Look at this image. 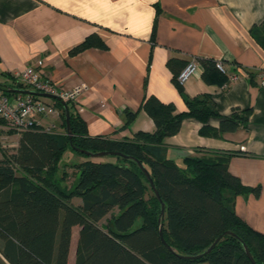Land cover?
Instances as JSON below:
<instances>
[{"label":"trees","instance_id":"trees-1","mask_svg":"<svg viewBox=\"0 0 264 264\" xmlns=\"http://www.w3.org/2000/svg\"><path fill=\"white\" fill-rule=\"evenodd\" d=\"M251 35L264 48V22L254 27ZM90 48L105 49L106 45L91 35L72 53ZM216 63H202L203 79L222 85L227 74L218 70ZM187 64L176 59L168 62L186 111L178 113L174 104L154 96H146L141 104L140 110L155 123L153 133L138 132L124 140L92 137L85 121L68 103L73 146L90 153L113 152L143 164L165 204L161 223V204L137 162L114 155L117 162L103 163L76 152L70 146L62 104L34 97L59 111L63 132L49 134L40 125L9 132L21 136L17 149L3 152L0 158V264H68L76 226L81 228L76 264H253L239 239L248 246L256 264H264V234L253 230L235 211L238 196H258L260 188L243 186L229 172L233 154L206 151L185 158L183 167L166 156L165 139L178 134L185 119L202 124L200 135L222 138L238 127L247 128L251 115L248 109L223 118L210 97L187 98L177 80ZM14 81L10 86L0 84V90L6 93V86L32 90ZM211 119L220 120L218 128L209 125ZM67 149L88 158L73 167L77 177L71 186L66 185L69 174L60 172ZM75 198L82 200L80 206L72 203ZM104 219L106 224L101 225ZM160 224L171 249L161 242ZM219 238L205 257L185 258L204 253Z\"/></svg>","mask_w":264,"mask_h":264},{"label":"crops","instance_id":"crops-1","mask_svg":"<svg viewBox=\"0 0 264 264\" xmlns=\"http://www.w3.org/2000/svg\"><path fill=\"white\" fill-rule=\"evenodd\" d=\"M263 22L264 0H0V84L19 82L16 74L30 67L66 89L85 84L89 91L79 108L73 106L89 135L124 140L156 130L140 110L146 96L174 104L178 113L187 110L168 62L195 61L199 71L182 86L184 95L210 97L223 118L251 109L248 127L222 138L202 136V124L185 119L179 133L165 139L166 156L183 167L185 158L206 151L233 154L229 172L243 186L260 188L258 196H238L235 211L264 234V48L251 35ZM91 35L106 48L72 53ZM205 60L222 63L224 84L205 82ZM38 121L63 132L60 116ZM209 125L218 128L220 120ZM20 136L8 137L16 140L14 150ZM84 161L75 156L60 163V172L69 174L66 185L76 180L73 167ZM72 203L80 206L82 200ZM80 230H72L68 264H76Z\"/></svg>","mask_w":264,"mask_h":264},{"label":"built area","instance_id":"built-area-1","mask_svg":"<svg viewBox=\"0 0 264 264\" xmlns=\"http://www.w3.org/2000/svg\"><path fill=\"white\" fill-rule=\"evenodd\" d=\"M216 68L223 73L226 72L220 62L216 63ZM198 71V63L195 61L188 62L177 78L178 83L181 86L185 85ZM16 77L20 83L32 90L58 96L76 108L79 105L81 97L89 91V87L85 84L73 89H66L57 83L43 78L40 72L31 67L17 73ZM232 79L233 81L239 80L237 76H234ZM260 87L264 88V72H262L260 77ZM50 116H59V111L54 106L40 99H35L32 96L16 95L8 97L6 93L0 90V118L12 127V129L18 132L30 130L35 125H39V117ZM43 131L49 134H55L57 133V127L56 125L43 127Z\"/></svg>","mask_w":264,"mask_h":264},{"label":"water","instance_id":"water-1","mask_svg":"<svg viewBox=\"0 0 264 264\" xmlns=\"http://www.w3.org/2000/svg\"><path fill=\"white\" fill-rule=\"evenodd\" d=\"M0 88H1V86H0ZM4 90L6 91V93H9V94L32 96V97L44 98V99L55 100V101L60 102L62 104V106H63V111L65 113L66 130H67V134L69 136L70 146L76 152L81 153V154H84L86 156H89V157H91L93 159H99V158H102V157L114 156V155L122 156L120 154H115L113 152H108V151L99 152V153H90V152H87L85 150H81V149H78V148L74 147L73 146V143H72L73 133H72V129H71L69 106H68V103L67 102L63 101L58 96L50 95V94H45V93H40V92H37V91H34V90L12 88V87H9V86H6L4 88ZM122 157H124L125 159H128L129 158V159L134 160L135 162H137V164H138L141 172L144 174L145 178L148 180V182H149L152 190L154 191V194H155L156 198L159 200V202L161 204V218H160V223H161V221H162V219L164 218V215H165V204L163 203V201H162V199L160 197V194H159V192H158V190L156 188V185L154 183L153 178L151 177V175L148 172V170L138 160H136L134 158H131V157H126V156H122ZM227 234L232 235L233 237L239 239L234 233L228 232ZM160 237H161V242L168 249H171L170 246H168V244L166 243V241L164 239L163 230H162V225L161 224H160ZM219 241H220V238L217 239L204 253H202V254H200L198 256H193V257L190 256V257H185V258L186 259H189V260H195V259L203 258L206 255H208L215 248V246L217 245V243ZM239 241L242 243L243 248H244V251H245L247 257L249 258V260L253 264H256V262H255V260H254V258L252 256V254H251L248 246L242 240L239 239Z\"/></svg>","mask_w":264,"mask_h":264},{"label":"rangeland","instance_id":"rangeland-1","mask_svg":"<svg viewBox=\"0 0 264 264\" xmlns=\"http://www.w3.org/2000/svg\"><path fill=\"white\" fill-rule=\"evenodd\" d=\"M44 100L48 103L52 102V100H49V99H44ZM10 131H14V129H12V127H10L7 123L0 124V158L3 152L10 154L14 150L13 146L15 145L16 140L12 138H8L9 136H12L9 133ZM75 156L83 160H88L87 157L80 155L78 153H75V151H73L72 149H67L62 156L61 163L64 164L68 162L71 157H75ZM96 161L103 162V163L105 162L115 163L117 162V159L114 156H106V157L96 159ZM114 213H117V211H115ZM107 218L110 219L111 215H109ZM139 225H141V221H138L137 226Z\"/></svg>","mask_w":264,"mask_h":264}]
</instances>
